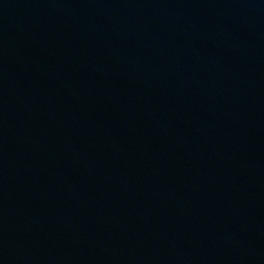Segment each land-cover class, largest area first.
<instances>
[{
    "label": "water",
    "instance_id": "obj_1",
    "mask_svg": "<svg viewBox=\"0 0 264 264\" xmlns=\"http://www.w3.org/2000/svg\"><path fill=\"white\" fill-rule=\"evenodd\" d=\"M129 49L264 51V0H0V57Z\"/></svg>",
    "mask_w": 264,
    "mask_h": 264
}]
</instances>
